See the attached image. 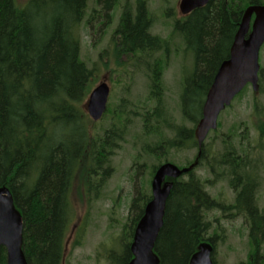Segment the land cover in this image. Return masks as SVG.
Listing matches in <instances>:
<instances>
[{"label":"trees","instance_id":"trees-1","mask_svg":"<svg viewBox=\"0 0 264 264\" xmlns=\"http://www.w3.org/2000/svg\"><path fill=\"white\" fill-rule=\"evenodd\" d=\"M92 1L98 9L87 14L89 0H28L24 8L16 0H0V189L8 190L21 216L22 252L27 264H62L73 217L74 180L85 177V189L90 192L103 188L111 171L110 155L115 143L121 141L119 131L126 128L121 111L108 109L112 117L109 130L103 137L89 135L82 105L93 73L80 60L81 30L83 26L90 28L98 17L104 20L99 23L100 29L109 25L111 12L120 0ZM123 2L115 30V57L167 54L169 41L149 32L152 20L144 2L137 1L134 14L128 0ZM263 3L264 0H210L188 16L174 19L172 37L182 39L185 57L193 62L179 99L182 119L192 129L169 127L175 132L174 138L169 143L157 142L145 154L157 157L158 148L197 149L194 131L207 91L219 66L228 59L244 10ZM135 60L140 63L139 58ZM155 70L147 72L149 98L155 107L139 116L143 135L158 140V125L162 122L167 127V116L161 108L162 89ZM258 78L261 92L263 68ZM256 130L262 139L264 123ZM239 150L231 139H225L221 150L212 156L204 142L194 168L204 165L212 181H202L193 169L186 177L172 180L163 225L154 245L159 264H189L203 243L213 247L212 261L216 264L218 233L207 237L211 228L206 217L212 211L246 221L255 249L249 263L240 264H262L264 213L256 200L260 184L250 164V152ZM159 165L162 164L152 168L151 175ZM220 181H226L234 192L232 205L225 206L206 192L207 187L213 188ZM149 201L147 194L132 198L129 224L124 226L120 243L122 253L114 263L115 254L110 251L108 263L128 264L132 259L134 229ZM0 264H6L4 247H0Z\"/></svg>","mask_w":264,"mask_h":264},{"label":"rangeland","instance_id":"rangeland-1","mask_svg":"<svg viewBox=\"0 0 264 264\" xmlns=\"http://www.w3.org/2000/svg\"><path fill=\"white\" fill-rule=\"evenodd\" d=\"M16 1L20 8H24L28 0ZM137 1L127 2L131 14L136 10ZM140 1L144 2L152 20L150 34L163 41H169L167 54L158 52L152 57L136 56L140 63L132 56L115 57V30L125 4L123 0L113 8L109 25L100 29L99 23L104 20L98 17L90 28L85 29L83 26L81 30L80 60L93 73L84 101L85 106L89 94L97 86L105 84L109 89L106 112L100 120L93 122L87 117L89 135L103 137L104 131L106 133L109 130L112 117L108 109L121 111L126 128L119 131L121 141L115 143L116 148L112 151V157L110 155L111 171L103 188L90 192L85 189V177H76L74 180L71 188L73 217L64 245L62 264H110L106 261L110 251L115 254V263L116 257L122 253L120 243L126 228L124 226L129 224L132 198L142 194L151 196L152 168L159 163L189 168L196 159V148H158L157 157L145 154V150L148 147L152 149L157 142L169 143L174 138L175 132L169 127L192 129V125L182 119L179 99L183 80L191 74L193 62L191 63L189 57H185L182 39L179 36L172 37L171 34L174 19L183 17L178 7L180 0ZM93 8L97 7L89 0L87 14ZM168 15L170 17H167ZM259 58L264 74V48L260 51ZM154 64L155 68L151 67ZM150 69H156L162 89L161 108H165L167 116V127H164L162 122L158 125V140L143 135L139 116L155 107L148 92L147 72H150ZM218 120L220 127L216 132L210 133L205 141L211 155L215 156V153L221 150L223 140L231 139L238 150L244 148L250 152L248 156L251 165H256L258 171L259 161L264 162V135L262 139L259 138L256 130V126L264 123V86L262 91L257 93L248 86L243 94L235 98L231 106L220 114ZM194 173L202 181L211 182L213 179L204 165L194 168ZM165 182L170 183L172 180L166 179ZM258 183L260 187L256 194L257 207L264 213V182L262 185V177L259 175ZM206 192L225 206L233 204L235 195L226 181L215 182L213 188H206ZM206 219L211 228L207 237L214 236L216 231L218 233L215 239L216 264L249 263V256L255 248L249 240L246 221L242 217L221 215L218 211L210 212ZM263 247L264 243L260 248L261 255L264 254Z\"/></svg>","mask_w":264,"mask_h":264},{"label":"water","instance_id":"water-1","mask_svg":"<svg viewBox=\"0 0 264 264\" xmlns=\"http://www.w3.org/2000/svg\"><path fill=\"white\" fill-rule=\"evenodd\" d=\"M210 0H180L179 12L183 17L208 4ZM264 46V5H250L243 13L242 20L234 36L228 59L219 66L207 91L202 106L201 118L195 129V138L201 155L202 145L208 134L217 129L219 115L247 87L253 92L259 91L258 72L259 53ZM109 89L105 84L97 86L90 94L84 110L93 122L100 120L106 110ZM189 168L178 169L165 163L154 173L151 180V198L137 223L130 253L132 260L128 264H159L154 253L158 232L163 225L165 202L169 196L172 182L187 174ZM23 224L8 190L0 189V247L6 250V264H27L22 252ZM213 247L203 243L190 258L189 264H214Z\"/></svg>","mask_w":264,"mask_h":264},{"label":"flooded vegetation","instance_id":"flooded-vegetation-1","mask_svg":"<svg viewBox=\"0 0 264 264\" xmlns=\"http://www.w3.org/2000/svg\"><path fill=\"white\" fill-rule=\"evenodd\" d=\"M262 68V66H260V69ZM259 72H260V70H259ZM108 109V108H107ZM164 111H165V108H164ZM106 112V111H105ZM262 120V119H261ZM194 136H195V131H194ZM185 150H187V149H185ZM198 153H199V149H198V146H197V155H196V159H195V166H197L198 165V159L200 158V157H198ZM201 156V155H200ZM193 163V164H194ZM259 163H260V168H259V170L257 171V166L256 165H251L252 166V168L254 169V171H253V173H254V175L256 176V177H258V175H259V177H262V185H263V182H264V162L262 161V160H260L259 161ZM251 164V163H250ZM156 171V170H155ZM155 173V172H154ZM187 176V175H186ZM185 176V177H186ZM262 194H263V192H262ZM262 232H263V234H262V243H264V228H262ZM249 240H250V238H249ZM251 242V241H250ZM261 246H262V244H261ZM264 253V247H263V250H262V254ZM249 261H250V259H249ZM264 263V254H263V256H262V264Z\"/></svg>","mask_w":264,"mask_h":264}]
</instances>
